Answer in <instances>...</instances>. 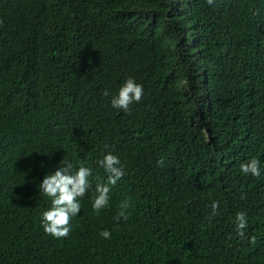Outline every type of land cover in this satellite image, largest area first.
Masks as SVG:
<instances>
[{
    "label": "trees",
    "instance_id": "obj_1",
    "mask_svg": "<svg viewBox=\"0 0 264 264\" xmlns=\"http://www.w3.org/2000/svg\"><path fill=\"white\" fill-rule=\"evenodd\" d=\"M109 152L126 174L96 215ZM63 159L91 188L56 239L40 185ZM0 264H264V0H0Z\"/></svg>",
    "mask_w": 264,
    "mask_h": 264
},
{
    "label": "clouds",
    "instance_id": "obj_2",
    "mask_svg": "<svg viewBox=\"0 0 264 264\" xmlns=\"http://www.w3.org/2000/svg\"><path fill=\"white\" fill-rule=\"evenodd\" d=\"M212 4L213 0H207ZM108 93L105 92V96ZM143 96V86L136 83L133 78H128L119 88L118 93L111 98V106L128 112L133 103H139ZM107 147V146H105ZM107 174L105 183H97L92 197V209L96 215L106 208L109 204V193L111 186H115L125 176L124 167L121 165L119 158L110 152L98 161ZM61 167L53 174L46 176L40 185L41 193L50 198L51 206L42 213L41 226L45 234L51 235L56 239L66 238L71 231V220L77 216L81 210L80 199H82L91 188L89 177L91 169L80 166L76 168L70 161L62 160ZM158 166H163V160L157 162ZM240 170L244 175L253 177L261 176L260 162L256 158L242 163ZM129 201L121 202L117 220L123 218L127 220L130 213ZM219 207L218 201L211 204L212 215L217 214ZM247 216L244 212H238L235 216V225L237 235L245 237L247 228ZM103 239H110L111 233L103 230L99 233Z\"/></svg>",
    "mask_w": 264,
    "mask_h": 264
}]
</instances>
